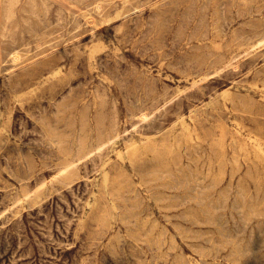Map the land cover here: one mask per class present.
<instances>
[{
    "label": "rangeland",
    "instance_id": "1",
    "mask_svg": "<svg viewBox=\"0 0 264 264\" xmlns=\"http://www.w3.org/2000/svg\"><path fill=\"white\" fill-rule=\"evenodd\" d=\"M0 264H264V0H0Z\"/></svg>",
    "mask_w": 264,
    "mask_h": 264
},
{
    "label": "bare ground",
    "instance_id": "2",
    "mask_svg": "<svg viewBox=\"0 0 264 264\" xmlns=\"http://www.w3.org/2000/svg\"><path fill=\"white\" fill-rule=\"evenodd\" d=\"M100 9V8H99ZM252 41V40H251ZM17 57H14V59H16ZM100 150V149H99Z\"/></svg>",
    "mask_w": 264,
    "mask_h": 264
}]
</instances>
